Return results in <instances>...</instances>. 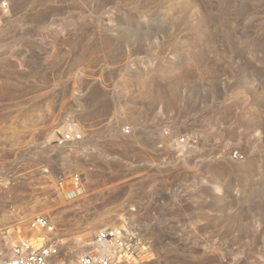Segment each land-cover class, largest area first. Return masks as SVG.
Returning <instances> with one entry per match:
<instances>
[{"label": "rangeland", "instance_id": "rangeland-1", "mask_svg": "<svg viewBox=\"0 0 264 264\" xmlns=\"http://www.w3.org/2000/svg\"><path fill=\"white\" fill-rule=\"evenodd\" d=\"M2 2L1 250L45 213L56 264L108 226L146 264H264V0Z\"/></svg>", "mask_w": 264, "mask_h": 264}, {"label": "built area", "instance_id": "built-area-1", "mask_svg": "<svg viewBox=\"0 0 264 264\" xmlns=\"http://www.w3.org/2000/svg\"><path fill=\"white\" fill-rule=\"evenodd\" d=\"M11 0H3L2 8L8 10ZM81 138L80 134L66 133L58 139L65 144ZM79 185L81 175L75 174ZM32 230H43L46 236L41 245L29 237L22 238L10 248V255L0 250V264H56L61 257L60 244L56 237L57 227L44 214L35 215L29 221ZM105 247H109L106 249ZM150 242L138 233L123 227L108 226L98 229L92 245L78 257V264H146L145 255Z\"/></svg>", "mask_w": 264, "mask_h": 264}, {"label": "crops", "instance_id": "crops-1", "mask_svg": "<svg viewBox=\"0 0 264 264\" xmlns=\"http://www.w3.org/2000/svg\"><path fill=\"white\" fill-rule=\"evenodd\" d=\"M83 182V178H82V181H81V183ZM62 185V184H61ZM96 185V184H95ZM65 187H69L70 188V190H68V191H65ZM71 188H72V186L71 185H69V184H66L65 186H64V189L62 190V189H60L59 191H46V192H43V193H41V194H74V193H76L74 190H71ZM17 192H18V187H17V185L16 184H12V183H9L8 185H2V186H0V194H17ZM3 210V209H2ZM1 210V211H2ZM33 211V207L31 208V207H26L25 208V212L26 213H31ZM2 213V212H1ZM126 229H128L127 227H125ZM13 229H15V228H13ZM129 230V229H128ZM131 231V230H130ZM139 233V232H138ZM17 235H19V232L17 231V230H14V234H12V238L13 237H16ZM31 235V236H30ZM33 235V236H32ZM29 237H31L34 241H35V243L37 244V245H40L41 244V242H42V238L40 237V236H37V235H35V234H32L31 233V231H30V233H29ZM149 263V262H148ZM147 263V264H148Z\"/></svg>", "mask_w": 264, "mask_h": 264}, {"label": "bare ground", "instance_id": "bare-ground-1", "mask_svg": "<svg viewBox=\"0 0 264 264\" xmlns=\"http://www.w3.org/2000/svg\"><path fill=\"white\" fill-rule=\"evenodd\" d=\"M30 207L32 208V206H30ZM1 212H2V211H1ZM3 213H4V211L2 212V214H3ZM44 214H45V213H44ZM48 217H49V216H48ZM49 219H50V218H49ZM25 220H26V219H25ZM25 220H24V221H25ZM26 221H27V220H26ZM29 224H30V223H29ZM32 231L35 232L34 230H32ZM33 232H32V234H34ZM30 236H31V235H30ZM32 236H33V235H32ZM89 241H90V240H89ZM89 241H88V240H81V241H80V244L83 243L84 246H86V247H87V246L91 247L92 242H89ZM83 244H81V245H83ZM84 246H83V247H84ZM105 248H106V249H109V247H105ZM0 250H1V247H0ZM6 251H8V254H10L9 250H6Z\"/></svg>", "mask_w": 264, "mask_h": 264}]
</instances>
